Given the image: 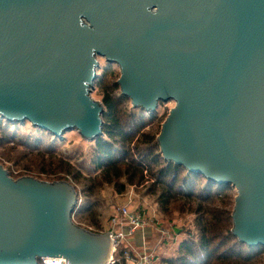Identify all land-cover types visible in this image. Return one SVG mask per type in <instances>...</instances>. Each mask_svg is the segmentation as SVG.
Listing matches in <instances>:
<instances>
[{
  "label": "water",
  "instance_id": "water-1",
  "mask_svg": "<svg viewBox=\"0 0 264 264\" xmlns=\"http://www.w3.org/2000/svg\"><path fill=\"white\" fill-rule=\"evenodd\" d=\"M100 59L134 109L175 104L163 159L233 189L232 235L264 248V0H0V119L98 140ZM78 202L0 164V264H107L111 239L74 222Z\"/></svg>",
  "mask_w": 264,
  "mask_h": 264
},
{
  "label": "trees",
  "instance_id": "trees-1",
  "mask_svg": "<svg viewBox=\"0 0 264 264\" xmlns=\"http://www.w3.org/2000/svg\"><path fill=\"white\" fill-rule=\"evenodd\" d=\"M111 70H105L99 85L105 111L103 136L93 142L92 165L97 175L94 178L85 176L70 162L54 155L53 149L45 147L36 151L42 163L56 162L52 175L66 177L77 190L79 199H83L75 211L74 222L94 233H104L106 230H102L99 221L100 195L104 189L111 187L118 195H123L128 188L146 185V195L155 197L160 214L169 219L174 213L194 218L195 230H188L189 238L179 246L178 256L164 264H264V248L249 249L232 235L234 190L219 188L201 176L166 162L158 145L162 127L158 118L133 108L131 101L121 93L119 76ZM11 125L4 126L0 119V131ZM51 136L54 145L63 140ZM39 140L44 142V137ZM10 151L15 152L14 149ZM20 157L14 166H20ZM41 170L48 174L43 168Z\"/></svg>",
  "mask_w": 264,
  "mask_h": 264
},
{
  "label": "rangeland",
  "instance_id": "rangeland-1",
  "mask_svg": "<svg viewBox=\"0 0 264 264\" xmlns=\"http://www.w3.org/2000/svg\"><path fill=\"white\" fill-rule=\"evenodd\" d=\"M99 61L101 64V69L98 71L99 80L95 83V90L92 97L95 101L103 105L102 90H100L99 85L105 77V70L112 69L111 71L115 72L119 78L120 72L116 66L108 65L101 59ZM174 107V103L161 104L158 113L154 114L158 118L160 125H163ZM158 122L155 124V129L158 127ZM7 124L8 123L3 121L4 126ZM40 137H44V142L39 140ZM50 139H53L50 134L42 131L37 132L29 123L5 127V130L2 129L0 131V147L6 145L7 148L4 150L0 148V164L11 173L14 180H19L24 177H33L45 182H51L47 180H55L53 182L67 181L68 179L66 177L57 178L52 175L55 170L53 167L56 162L49 161L42 163L41 160H39V154L36 153V151H42L46 147L53 149L52 153L54 155L61 156L70 162L84 173L85 176L94 178L97 175L95 167L92 165L95 143L83 140L81 136L74 131L66 133L63 140H58L56 145H54L55 142ZM11 142H14V144H10ZM10 149H14L15 152L10 151ZM17 155L21 156L19 158L20 166L18 167L13 165L18 159ZM10 159L13 161H10ZM41 168L46 170L48 174H43ZM126 191L127 192L123 195H118L113 188L106 187L101 193L100 200L102 209L99 212V221L102 230L107 231L109 229L110 221L117 216L114 215L117 213V209L126 206L125 204L131 200L130 211L141 213L146 220V226L139 235L140 238L150 237L147 241V250L155 256L157 264H164V261L177 257L179 246L184 240L189 238L188 230H195L194 218L174 213L175 215L169 219L166 215L160 214L155 197L146 195V185L136 188L133 187V189L128 188ZM132 193L134 194L133 198L129 199L127 196ZM77 225L79 224L77 223ZM175 228L180 229L182 232L180 234L174 233ZM94 230L100 231L99 229ZM162 231H165V234H163ZM134 250L140 254L143 252L138 246H134Z\"/></svg>",
  "mask_w": 264,
  "mask_h": 264
},
{
  "label": "built area",
  "instance_id": "built-area-1",
  "mask_svg": "<svg viewBox=\"0 0 264 264\" xmlns=\"http://www.w3.org/2000/svg\"><path fill=\"white\" fill-rule=\"evenodd\" d=\"M133 193L127 196L133 198ZM82 203L79 199L78 205ZM131 200L126 206L117 209V215L110 221V227L105 231L112 242V255L107 264H157L155 256L147 250V238H134L138 231L146 226V220L141 213L130 211ZM165 234V231H162ZM134 246L140 247L143 252L137 253ZM42 264H66L65 261L59 263L57 260H42Z\"/></svg>",
  "mask_w": 264,
  "mask_h": 264
},
{
  "label": "bare ground",
  "instance_id": "bare-ground-1",
  "mask_svg": "<svg viewBox=\"0 0 264 264\" xmlns=\"http://www.w3.org/2000/svg\"><path fill=\"white\" fill-rule=\"evenodd\" d=\"M141 232H143V230L138 231V232L136 233V235H135L134 238L142 239V238H140V235H139ZM101 234H107V233L104 232V233H101ZM146 240H148V238H147ZM44 260H48V262L52 261V259H44ZM57 261H58L59 263H62L64 260H63V259H61V260L57 259Z\"/></svg>",
  "mask_w": 264,
  "mask_h": 264
}]
</instances>
